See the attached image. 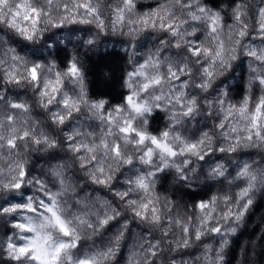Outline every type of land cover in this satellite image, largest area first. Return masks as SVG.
<instances>
[{"label": "clouds", "instance_id": "9594fccd", "mask_svg": "<svg viewBox=\"0 0 264 264\" xmlns=\"http://www.w3.org/2000/svg\"><path fill=\"white\" fill-rule=\"evenodd\" d=\"M0 264H264V0H0Z\"/></svg>", "mask_w": 264, "mask_h": 264}]
</instances>
